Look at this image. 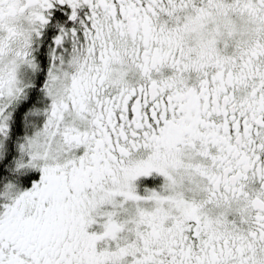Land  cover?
Instances as JSON below:
<instances>
[{"label":"snow or ice","instance_id":"6c2138e0","mask_svg":"<svg viewBox=\"0 0 264 264\" xmlns=\"http://www.w3.org/2000/svg\"><path fill=\"white\" fill-rule=\"evenodd\" d=\"M0 264H264V0H0Z\"/></svg>","mask_w":264,"mask_h":264}]
</instances>
